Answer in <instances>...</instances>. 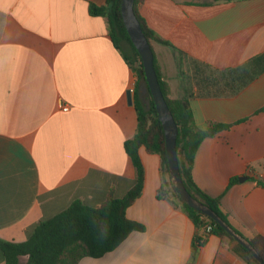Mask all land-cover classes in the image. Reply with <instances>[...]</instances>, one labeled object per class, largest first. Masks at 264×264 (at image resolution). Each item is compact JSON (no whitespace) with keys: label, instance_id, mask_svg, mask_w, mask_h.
<instances>
[{"label":"crops","instance_id":"0c3cea01","mask_svg":"<svg viewBox=\"0 0 264 264\" xmlns=\"http://www.w3.org/2000/svg\"><path fill=\"white\" fill-rule=\"evenodd\" d=\"M106 2L0 0L1 240L24 242L31 226L75 199L122 198L132 186L124 143L136 133L134 95L143 102L147 88L114 47L106 19L89 13ZM137 10L174 47L151 44L169 98L189 100L200 129L232 125L203 140L194 182L220 198L244 237H264V187L256 183L264 174V0H144ZM139 154L144 189L126 216L144 230L78 264H245L216 236L194 252L197 228L158 197L159 155Z\"/></svg>","mask_w":264,"mask_h":264},{"label":"trees","instance_id":"16d2710c","mask_svg":"<svg viewBox=\"0 0 264 264\" xmlns=\"http://www.w3.org/2000/svg\"><path fill=\"white\" fill-rule=\"evenodd\" d=\"M121 1L107 0L106 5L102 7L90 4L89 13L92 16H101L106 19L109 37L114 47L138 73L150 97L149 104L146 106L137 95H134V106L137 113L136 133L132 139L124 143L125 152L135 168V179L132 186L122 198L115 197L111 192L104 197L92 192L91 198L75 199L60 213L51 218H44L31 226L26 231L27 239L24 242L0 239L3 261L5 264H20V258L26 257L25 264H78L79 260L85 256L102 257L117 248L130 233L143 231L142 224L127 218L126 210L139 198L144 189L145 169L139 150L145 148L147 152L159 155L161 160V171L164 178L158 191V197L166 199L175 208L180 209L197 228L193 242L194 252L204 246L211 236H216L224 240L228 249L241 258L245 264H259L248 250L230 237L217 223L184 203L173 188L169 177L163 127L143 75L141 57L132 44L123 23ZM143 1L135 0L134 11L150 45L159 43L174 49L169 41L153 31L139 15L137 5ZM220 1L234 0H212L211 3ZM178 52L182 54V51ZM200 64L203 65L198 63ZM154 67L162 93L178 128L176 150L184 187L192 197L211 208L238 234L242 235L230 223L228 214L222 210L220 198L206 194L196 185L192 177L195 155L203 140L228 131L232 125L210 123L206 129H200L196 125L189 100L169 98L168 84L159 71L155 56ZM236 182L237 179H232L229 186ZM256 183L264 187L263 181L256 180ZM246 239L264 260V237L255 235Z\"/></svg>","mask_w":264,"mask_h":264},{"label":"water","instance_id":"95a60500","mask_svg":"<svg viewBox=\"0 0 264 264\" xmlns=\"http://www.w3.org/2000/svg\"><path fill=\"white\" fill-rule=\"evenodd\" d=\"M134 2L135 0H122L121 15L130 40L141 57L143 65V75L145 77V81L154 102L155 108L157 110L158 119L163 127L165 135L167 164L172 186L184 203L212 219L230 237L234 238L241 246L248 250L259 264H264V260L260 257L254 247L245 237L238 234L211 208L192 197L183 185L176 150L178 128L162 93L158 81V76L154 67V53L149 41L142 31L140 22L135 14ZM127 98L128 103L131 104L132 95L130 91L127 93Z\"/></svg>","mask_w":264,"mask_h":264},{"label":"rangeland","instance_id":"374dc122","mask_svg":"<svg viewBox=\"0 0 264 264\" xmlns=\"http://www.w3.org/2000/svg\"><path fill=\"white\" fill-rule=\"evenodd\" d=\"M189 1H194V2H207V1H209V0H189ZM210 1H212V0H210ZM149 93H148V91H147V89H146V96H145V99H144V103L146 104V106H148V104H149Z\"/></svg>","mask_w":264,"mask_h":264},{"label":"built area","instance_id":"2783aa9c","mask_svg":"<svg viewBox=\"0 0 264 264\" xmlns=\"http://www.w3.org/2000/svg\"><path fill=\"white\" fill-rule=\"evenodd\" d=\"M63 110H64V111H67V110H68V107H63ZM258 180H261V181L264 182V174L261 175V176L258 178Z\"/></svg>","mask_w":264,"mask_h":264}]
</instances>
